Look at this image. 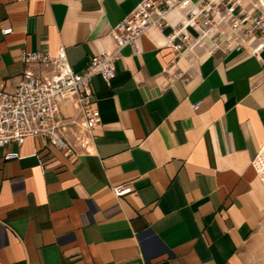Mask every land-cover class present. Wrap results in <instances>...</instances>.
Returning <instances> with one entry per match:
<instances>
[{
	"label": "crops",
	"instance_id": "1",
	"mask_svg": "<svg viewBox=\"0 0 264 264\" xmlns=\"http://www.w3.org/2000/svg\"><path fill=\"white\" fill-rule=\"evenodd\" d=\"M140 2L0 0V85L12 89L24 70L52 71L23 65L21 52L62 49L82 71L116 50L112 30ZM183 16L166 20L176 26ZM170 32L150 28L117 53L110 81L92 79L98 122L90 132L75 103L59 105L70 152L34 136L0 147V264H264L255 166L264 51L234 52L218 32L201 37L187 27L175 56L165 46ZM263 164L260 155V172Z\"/></svg>",
	"mask_w": 264,
	"mask_h": 264
},
{
	"label": "built area",
	"instance_id": "2",
	"mask_svg": "<svg viewBox=\"0 0 264 264\" xmlns=\"http://www.w3.org/2000/svg\"><path fill=\"white\" fill-rule=\"evenodd\" d=\"M173 11H184L176 26L166 20ZM187 27H196L201 37H211L218 32L222 37L219 42L222 48L229 46L234 52L246 51L258 56L264 51V0H201L197 4L191 0H142L113 28L116 50L102 51L91 57L79 72L69 66L62 49L55 56L47 51L21 52L23 65L52 66L53 69L45 74L24 70L12 89L0 85V147L19 146L27 136H34L46 138L58 149L70 152L67 142L59 134L63 125L58 120L59 105L65 100L75 103L77 118L90 132L98 122L90 90L92 79L98 76L103 82L110 81L115 76L117 53L126 46H135L150 28L159 31L170 28L165 46L171 48L175 56L179 55L183 48L182 31ZM10 32L11 29L2 31L3 34ZM175 76L186 84L184 72H177ZM76 120L75 117L70 123ZM262 153L264 145L256 161ZM17 157V153H12L5 158ZM261 180L264 183L262 177ZM113 191L125 193L128 189L116 186Z\"/></svg>",
	"mask_w": 264,
	"mask_h": 264
},
{
	"label": "rangeland",
	"instance_id": "3",
	"mask_svg": "<svg viewBox=\"0 0 264 264\" xmlns=\"http://www.w3.org/2000/svg\"><path fill=\"white\" fill-rule=\"evenodd\" d=\"M263 154H264V153H262V156H264ZM261 177H262L263 180H264V164H263V167H262V169H261Z\"/></svg>",
	"mask_w": 264,
	"mask_h": 264
}]
</instances>
